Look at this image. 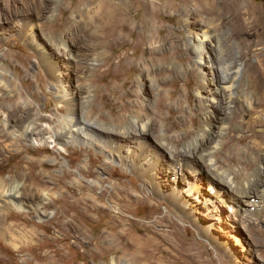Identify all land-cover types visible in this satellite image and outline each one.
Returning <instances> with one entry per match:
<instances>
[{
  "label": "rangeland",
  "instance_id": "1",
  "mask_svg": "<svg viewBox=\"0 0 264 264\" xmlns=\"http://www.w3.org/2000/svg\"><path fill=\"white\" fill-rule=\"evenodd\" d=\"M36 1L43 2L39 10L34 7ZM167 1L171 8L160 7L151 15L146 5L132 0L124 25L118 27L111 41H104L103 47L94 50L84 41L71 51L70 58L56 50L62 59L51 60L64 70L69 93L82 86L83 78L95 80L98 68H109L102 80L92 81V120L102 122L126 114V98H119L122 82L113 77L121 58L128 68L121 80L132 82L135 89L139 68L159 72L161 84L157 92L163 104L160 120L164 126L170 120L180 125L170 136H181L183 130H191V123H200L201 110L195 92L198 79L195 75L191 80L187 72L195 67V60L188 39L192 36L187 34L183 21L186 1ZM244 1L258 12L255 24L264 58V0ZM0 3V13L4 15L0 18V190L17 189L23 204L22 209L9 204L1 208L6 214L3 224H10L11 228L6 231L8 235L0 237V264H111L124 252H132L133 244L143 248L142 254L150 253L146 261L151 264H264V210L250 223V215L242 211L247 208L243 200L232 211L226 203H218L213 209L216 198L202 177L194 176L190 166L179 171L172 163L159 162L154 168L157 177L152 179L110 160L111 152L103 153L93 143L54 142L50 132L67 115L63 101L70 96L62 97V91L55 88L53 70L48 69L38 46L28 39L29 29L37 45L50 53L56 49L51 41L73 28L86 14H92L95 3ZM192 13L190 8V20L194 18ZM150 37L154 39L150 41ZM69 41L73 43L74 39ZM151 46L150 53L156 59L153 62L146 52ZM249 63L254 64L255 59L250 58ZM77 66L96 70L80 76ZM148 91L144 99L154 107L157 94L155 97L154 92ZM28 103L34 115L25 120ZM111 107H116L118 114H109ZM41 116L45 119L37 120ZM249 119L248 114L242 113L239 121L245 123ZM33 122L37 125L33 126ZM5 123L12 125L13 131L19 129L21 133L27 127L30 133L42 131L43 135L11 136L3 128ZM148 137L154 140L153 134ZM223 140H227L226 134ZM233 142L226 153L233 151V147L245 148L248 143L238 145L235 139ZM222 149L220 146L219 150ZM245 162L240 161L234 168H241ZM148 164L143 162V167ZM154 182L160 190H156ZM194 185L198 189L188 198L184 196L187 202L180 209L176 200L179 197L173 198L171 194L186 192ZM24 230L36 239L27 243L17 238ZM102 235L112 236L114 242L100 243ZM10 236L15 248L8 243Z\"/></svg>",
  "mask_w": 264,
  "mask_h": 264
},
{
  "label": "bare ground",
  "instance_id": "2",
  "mask_svg": "<svg viewBox=\"0 0 264 264\" xmlns=\"http://www.w3.org/2000/svg\"><path fill=\"white\" fill-rule=\"evenodd\" d=\"M80 1L95 3L92 14H86L82 21L75 22L73 28L64 27L67 31L65 30L55 41H51L56 48L54 51L49 53L44 47L37 45L31 29L28 33V39L38 46V50L47 61L48 69L53 70L51 74L55 88L62 91V97L70 96L69 100L63 101L67 115L58 120L53 130L51 129L54 142L93 143L99 146L103 153L113 152V155L110 154V160L119 161L127 170L152 179L157 177L154 168L159 162L172 163L179 171L190 166L194 176L200 179L202 177L201 180L206 182L209 192L216 198L213 209H216L218 203H226L228 209L232 211L238 209L239 203L243 200L247 208H243L242 211L250 215L248 222L257 220L259 218L257 215L264 210V58L259 48V32L255 24L258 12L255 8L246 4L244 0H184L186 1L183 5L184 27L187 34L192 36L188 39L195 60V67L187 72L191 80L195 75L198 79L195 92L201 118L197 126L191 123V130H183L181 136H170V132L177 131L180 125L173 120H170L167 126L161 122L163 104L162 98H158L160 93L157 92L161 84L158 79L159 72L149 67L139 68L138 86L135 89L132 82L121 80L128 68H125L122 59L119 58L113 77L122 82L119 98H126L127 109L126 114L116 119L102 122L92 120V110L89 109L95 94L92 81L102 80L109 68L96 70L90 66L87 68L77 66L76 71L81 73L80 76L96 70L95 80L90 81L82 77V86H79L76 92L69 93L71 89L64 70L51 60L60 62L62 59L56 50L70 58L71 51L81 42H88L90 48L94 50L103 47L104 41H111L118 27L124 25V17L127 18L125 12L132 3V0ZM138 1L146 5L151 15H155L160 7L171 8L167 0ZM42 3L36 1L34 7L41 8ZM190 8L194 10L191 14L193 20L189 17ZM3 16L0 13V18ZM69 39H74V42L70 43ZM153 39L149 38L150 41ZM147 51L151 62L155 61L154 55L150 53L153 51L152 46L148 47ZM250 58L255 59L254 64L249 63ZM149 89L154 92L155 97L157 94L158 99L154 107H151L150 101L146 102L144 99V95L147 92L149 94ZM76 95L79 96V102ZM25 108L28 113L24 119L29 120L34 115L31 103ZM242 113L250 116L245 123L239 121ZM109 114H118L117 108H109ZM44 119L42 116L37 118L39 121ZM32 125L36 126L37 123L33 122ZM12 127L6 123L3 125L11 136L20 134L29 138L31 134L43 135L42 131L30 133L27 127L20 133L19 129L13 131ZM152 134L154 142L148 137ZM225 134L226 141L223 140ZM234 139L238 141V145L245 141L248 143L245 148L233 147V151L226 153L228 148L235 144ZM220 146L223 147L222 150H219ZM244 160L246 162L241 168H234L235 164ZM143 162H148V167H143ZM153 186L160 190L157 182H154ZM10 189L0 190V237L8 235L6 231L11 228L10 224H3L6 219V214L2 211L4 204L17 209H22L23 205L17 189ZM196 189L198 188L194 185L186 191L187 193L184 190L174 192L171 197H179L175 199L179 208L183 210L187 202L184 196L188 198ZM46 196L44 193V197ZM17 238L27 243L36 239L25 230L19 233ZM113 242L112 236L102 235L100 243ZM8 243L16 247L11 236ZM138 245L133 244L135 249L133 248L132 252H124L119 259H113L111 264H119V261L121 264H151L146 261L149 260L150 253L142 254L143 248Z\"/></svg>",
  "mask_w": 264,
  "mask_h": 264
}]
</instances>
